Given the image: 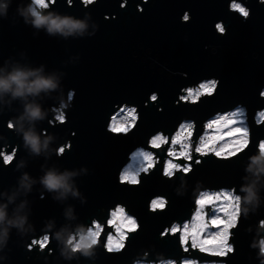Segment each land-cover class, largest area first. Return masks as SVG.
<instances>
[{
	"label": "water",
	"instance_id": "95a60500",
	"mask_svg": "<svg viewBox=\"0 0 264 264\" xmlns=\"http://www.w3.org/2000/svg\"><path fill=\"white\" fill-rule=\"evenodd\" d=\"M30 1L0 0V78L14 71H33L36 75L29 80L51 77L57 87L15 98L11 91H0V152L5 149L12 153L20 147L8 166L0 156V207L6 206L7 214L0 224V236L8 227L7 243L0 250V256L8 259L0 260V264H131L143 250H150L149 259L162 252L177 264L184 257L223 264H260L264 257L257 258L259 247L250 245L264 237V228H258V221L264 218V159H252L259 155L258 140L264 138V120L256 124L257 112L264 110V96H260L264 89V4L258 0H127L122 8L124 0H95L87 7L82 0H72L71 6L67 0H56L49 9L38 8L42 17L69 18L84 27L49 33L47 24L36 27L30 14H22ZM233 1L249 7L250 18L245 20L233 10ZM186 10L191 19L182 22ZM216 23L227 29L226 35L217 33ZM212 77L220 80L212 97L204 95L195 103L181 99L186 88H195ZM69 89L75 90V98L67 111V122L51 126L48 118L52 109L66 100ZM153 92L158 93L156 102L150 100ZM30 103L47 113L45 119L30 120L25 115V105ZM125 105L136 109L135 125L127 133L108 131L112 118ZM237 105L247 111L249 142L243 151L228 157L197 152L208 121ZM8 119L16 123L15 132L7 129ZM189 121L194 124L191 160L171 157L182 165L191 164L183 191L182 169L172 179L162 174L174 134ZM29 129L40 138L39 154L30 146L22 147L24 132ZM42 129L52 136L46 149ZM159 133L168 140L155 147L151 141ZM67 140L71 149L57 156L56 148ZM139 148L154 153L157 160L139 174V183L121 184L122 171ZM197 160L201 163L196 164ZM50 170L67 174L71 190L63 193L58 189L40 199V193L45 192L40 178ZM25 173L32 182L30 191L21 186ZM198 180L203 183L197 185ZM233 185L242 199L247 195L242 189L251 186L259 201L242 202L239 227L230 230L235 253H229L225 260L221 253L193 247L190 238L186 243L189 249H185L181 229L171 232L169 228L192 218L203 191ZM177 188L183 193L177 194ZM85 196L87 202L81 204ZM156 197L166 198L168 204L163 211L153 213L149 206ZM117 206L135 217L140 229L137 233L129 231L123 252L108 254L103 247L114 230L109 218ZM17 216L27 217V234L7 225L8 219ZM93 217L103 224L101 248L94 249L93 257L76 253L79 259L66 261L57 249L45 261L47 248L40 253L39 245L31 251L26 247L34 235L29 225L39 235L41 227L52 222V230L63 228L62 238H66L79 225H92ZM164 231L167 235L161 238ZM48 247L55 249V241Z\"/></svg>",
	"mask_w": 264,
	"mask_h": 264
},
{
	"label": "clouds",
	"instance_id": "9594fccd",
	"mask_svg": "<svg viewBox=\"0 0 264 264\" xmlns=\"http://www.w3.org/2000/svg\"><path fill=\"white\" fill-rule=\"evenodd\" d=\"M56 0H32V3L27 6V9L23 15L27 16L30 14L34 19L32 21L33 25L36 27H40L43 24L48 25V32L52 33L53 31H63L65 28H68L69 30L72 29H82L84 27L83 23H80L78 21L70 20L69 18H53L51 15L48 17H42L40 11H38V8H47L50 6V4H55ZM147 2V0H145ZM259 3L264 4V0H258ZM67 3L69 6L72 5V0H67ZM82 3L85 7L92 5L95 3V0H82ZM127 3V0H124V3H121V7H125ZM5 8L7 5L4 6ZM138 9L140 11H143V8L140 5H137ZM248 10L244 13H242V17L247 20L250 18L251 9L247 7ZM107 18V16L105 17ZM191 19L189 15V11H185L183 16L181 17L182 22H189ZM215 29L219 35H226L227 29L223 26H221V23L215 24ZM207 47V46H205ZM39 71V70H37ZM36 75L33 71H14L10 73L5 78H0V91H11L12 96L15 97H23L26 94H38L40 90L42 89H54L57 87L56 82L51 77H44V76H36L34 80H29V76ZM182 75H186V73H183ZM220 84V80L217 77H212L208 79L203 85L207 86V90L205 93L208 97H212L216 91L217 87ZM14 86V87H13ZM260 96H264V89L260 90ZM75 98V90L69 89L67 93L66 100H62L59 104V106H54L52 109V116L48 118V123L51 126L56 125H63L67 122V111L73 106V101ZM181 99H184V97H181ZM150 100L152 102H156L158 100V93L153 92L150 95ZM193 103L196 102V100L192 101ZM147 103V102H146ZM241 109H245L243 105H237L235 108H233V115H235L237 112H239ZM132 111L135 112V108L132 109ZM25 115L30 120H37V119H45L47 113L42 112L39 105L30 103L25 105ZM22 118V117H21ZM261 122L257 121L256 124L259 125ZM189 126H193L191 123H189ZM6 127L8 130H11L13 132L16 131V123L12 119H8L6 121ZM108 131H113L112 129L108 128ZM128 131H131V127H128L125 133ZM41 135L45 137L43 141V147L46 149L49 143V140L52 139V136L49 134V131L47 129H42ZM72 135H75V132L73 131ZM258 152L259 155L252 157L253 162H258L261 159H264V138H260L258 140ZM31 147V151L35 154H39L41 150V141L38 135H36L31 129L24 132L23 137V145L22 147ZM71 141L67 140L64 143L60 144L56 148V155L57 156H64L66 153V149H71ZM20 147H16L13 149V152L10 156H5L3 152H0V156L3 157V165L8 166L12 163V160L16 158V152L17 149ZM240 151H243V148L241 147L238 149V153ZM200 152V151H197ZM224 159H230V158H224ZM201 161L197 160L196 164H200ZM180 167L177 165L174 167L173 170H165L163 172V176L169 179H172L175 177V172L180 171ZM264 170V169H262ZM87 171V169H85ZM184 175L181 177V186L184 189L187 186V179L188 173L192 171L191 166L185 167L182 169ZM66 176L67 174H61L57 175L55 171H48L43 177L40 178V183L44 186L45 192L40 193V199L45 198V194L54 192L58 189H63V193L68 192L70 189V186L66 182ZM127 179L124 178V174L122 173L120 176V183L123 184ZM31 183L29 181L28 174L25 173L21 180V186L24 187L26 190H31ZM130 183H139L138 179H135V181H130ZM202 181H196L197 185H201ZM247 192V195L241 198L240 195L234 194L235 193V185L229 187L221 188L222 192H228L230 194V199L226 201V203L231 205V211L233 213V219L234 223L232 224V227L238 228L239 224L241 222L240 217L242 215V212L244 211L241 207L242 202L246 201L251 203L253 199L258 201V198L256 197V193L253 191L252 187L249 186L246 189H242ZM183 191H181L179 188L176 189L177 194H182ZM61 193V195H63ZM74 195L79 196L80 193L78 191L73 192ZM55 199V197H54ZM87 202V197L85 196L81 200V204H85ZM168 202L164 198H154L151 200L149 211L156 213L157 209H160L163 211L165 207L167 206ZM23 206V205H21ZM6 206L0 207V224H3L6 221L7 214L5 211ZM93 225L81 224L78 226V229L70 233L66 238H62V233L64 231L63 228H61L59 231H53V225L52 222H49L47 224H44L40 229V234H36L35 227L33 225H29V228L32 230L34 235L30 237L31 243H25L26 247L29 251L33 250L34 246L39 245L38 250L40 253H43L44 250L47 248L48 255L44 257L45 261L48 260L49 256H54L57 249H59L60 257L63 260L71 261L74 259H79L75 254L80 253L84 258H90L93 257L94 249L101 248L100 246V239L99 236L101 234V229L98 225L95 224V217L92 218ZM27 222L26 216H17L13 219L7 220L8 226H14L17 229L21 231V234H27V230L24 229V225ZM129 224L131 225L130 231L132 233H137L140 229V224L133 218H129ZM258 228H264V218L260 219L258 221ZM248 229H246L247 231ZM3 235L0 236V250L6 245L8 240V227H4L2 229ZM167 235V231L161 232L160 236L161 238L165 237ZM36 237H40L37 239ZM55 241L56 247L55 249L48 247L49 244L52 241ZM129 240H124L119 246L113 247L111 244H106L103 247V250L108 254H119L123 252L128 245ZM63 244V247H60V245ZM259 247V253L257 258L260 259V257H264V237H261L258 241H254L250 247ZM236 251L235 244L232 242L228 245L227 252L221 253V257L223 259H227L229 257V253L234 254ZM151 255L150 250H143L140 253H137L136 257L133 258L131 264H173V261L171 259L165 258L164 253L157 252L155 253V258L149 259ZM7 256H0V260H7ZM260 264H264V259H260Z\"/></svg>",
	"mask_w": 264,
	"mask_h": 264
},
{
	"label": "rangeland",
	"instance_id": "374dc122",
	"mask_svg": "<svg viewBox=\"0 0 264 264\" xmlns=\"http://www.w3.org/2000/svg\"><path fill=\"white\" fill-rule=\"evenodd\" d=\"M233 9L239 11L238 8ZM206 81L200 83L198 86H195V88H186L184 91L186 93L182 94V97H184L183 100L197 101L200 97L206 95L203 94L206 92V90L201 88V85H203ZM189 90L192 91L193 97H196L195 99L189 96ZM197 92L200 93L198 96L196 95ZM133 108L134 107L128 105L122 107L112 118L109 126L110 129H113V127L133 128L138 117L136 109L133 115H129ZM256 119L260 122L264 120V110H259L257 112ZM189 123L193 125L190 128L188 127ZM209 125H211V127H209ZM193 129V122H184L179 127L178 131L174 134L169 149L170 157L166 160L165 170H173L174 167H171L172 165H178L180 169L191 166L190 162H185L184 165H182L174 159L184 157V159L187 161L191 160V138L193 135ZM158 136L161 139L157 142L156 145H154L155 147H160L166 144L168 140V137L166 135L159 133L153 137L152 141ZM248 142L249 127L247 123V111L245 108L241 109L235 115H233L232 110L227 113L219 114L208 121L206 130L200 138L196 149L200 148L201 151L199 153L202 155L213 152L216 155L217 153H219L218 156L228 157L238 153V149H240L241 147L244 149L247 146ZM4 155L10 156L11 154L4 152ZM171 157L174 159H172ZM156 160L157 157H155L154 153L143 148L137 149L132 154L130 162L122 171L123 174L127 173L129 176V179L126 181L130 182L132 178L138 179L139 181V174H141L143 171H148L151 167H153ZM229 199L230 194L228 192H222L221 190L203 191L198 198L196 209L193 212L192 218L185 221L182 225L175 222L169 229L171 230V232H175L177 229H181L182 245L185 249H189V244L186 243L190 238L191 245L193 247H197L201 251L210 253L227 252L228 245L232 243V241H229L231 235L230 230L232 224L235 222L233 219V213L231 211V205L226 203V201ZM121 209L123 210L122 212L120 211ZM129 218L135 219V217L130 215L122 206H117L111 211L109 222L111 225L113 224V231H115L116 233L113 231L110 232L107 244L110 243L111 246L116 247L126 239L131 228V225L129 224ZM95 224L98 225L101 230L103 229V224L99 220H95ZM173 229H175V231H173ZM171 260L173 261V264H177L175 259ZM180 264L223 263L206 260L200 261L197 258L184 257Z\"/></svg>",
	"mask_w": 264,
	"mask_h": 264
},
{
	"label": "snow or ice",
	"instance_id": "6c2138e0",
	"mask_svg": "<svg viewBox=\"0 0 264 264\" xmlns=\"http://www.w3.org/2000/svg\"><path fill=\"white\" fill-rule=\"evenodd\" d=\"M233 8H238L239 11H240L241 13L246 12L245 9L241 8V7H240L239 5H237V4H233ZM201 88L204 89V90H207V86H206V85H201ZM199 94H200V93L197 92L196 95L198 96ZM189 96H190V97H193V94H192V91H191V90H189ZM195 98H196V97H193V99H195ZM133 113H134V111H131V112L129 113V115H133ZM188 127L190 128L191 126H188ZM209 127H211V125H209ZM112 130H113V131H126L127 128H117V127H113ZM160 139H161V138H160L159 136L156 137V138L152 141V144H153V145H156L157 142H158ZM196 151H201V149H200V148H197ZM217 155H219V153H217ZM171 167H175V165H172ZM124 178L127 179V180L129 179V176H128L127 173L124 174ZM131 181H135V178H132ZM120 211L122 212L123 210L121 209ZM173 231H175V229H173Z\"/></svg>",
	"mask_w": 264,
	"mask_h": 264
},
{
	"label": "flooded vegetation",
	"instance_id": "af4514ba",
	"mask_svg": "<svg viewBox=\"0 0 264 264\" xmlns=\"http://www.w3.org/2000/svg\"><path fill=\"white\" fill-rule=\"evenodd\" d=\"M233 3H235V4H237V5H239V6H241L243 9H245L246 11L248 10V8L242 3V2H239V1H233L232 3H231V8H232V6H233ZM233 9V8H232ZM233 10H236V9H233ZM236 11H238V10H236ZM240 12V11H239ZM241 13V12H240ZM242 14V13H241ZM7 153L6 152V150L4 149L3 150V153ZM8 154H11V153H8ZM93 225V224H92Z\"/></svg>",
	"mask_w": 264,
	"mask_h": 264
},
{
	"label": "built area",
	"instance_id": "2783aa9c",
	"mask_svg": "<svg viewBox=\"0 0 264 264\" xmlns=\"http://www.w3.org/2000/svg\"><path fill=\"white\" fill-rule=\"evenodd\" d=\"M32 3V0L30 1V4ZM51 7V5L49 6V7H47V8H39L40 10H45V9H49ZM39 11V10H38ZM41 13V15H42V12H40ZM39 238V237H38Z\"/></svg>",
	"mask_w": 264,
	"mask_h": 264
}]
</instances>
